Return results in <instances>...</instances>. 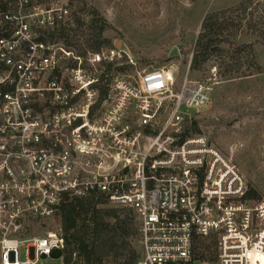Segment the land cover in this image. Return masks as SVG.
Here are the masks:
<instances>
[{
    "label": "built area",
    "instance_id": "obj_1",
    "mask_svg": "<svg viewBox=\"0 0 264 264\" xmlns=\"http://www.w3.org/2000/svg\"><path fill=\"white\" fill-rule=\"evenodd\" d=\"M70 16V0H0V264H63L59 224H46L94 195L131 213L136 264H212L194 251L209 236L217 264H261L264 202L186 134L214 83L187 73L173 93L170 69L138 71L117 47L78 53L58 37Z\"/></svg>",
    "mask_w": 264,
    "mask_h": 264
},
{
    "label": "rangeland",
    "instance_id": "obj_2",
    "mask_svg": "<svg viewBox=\"0 0 264 264\" xmlns=\"http://www.w3.org/2000/svg\"><path fill=\"white\" fill-rule=\"evenodd\" d=\"M242 1L70 0L66 29L69 38L75 35L73 48L78 53L85 51L83 36L101 29L109 47L129 55L134 69H170L173 93L187 73L193 81L210 79L214 83L211 98L199 112L190 114L191 124L186 129L191 135L204 136L232 161L247 190L256 192L264 202V0H252L245 13L237 10ZM221 11H227L223 19L235 30L219 32L217 39L228 42L212 50L199 68H193L201 24L206 15ZM249 24L257 25V32L248 30ZM134 69L128 73L133 74ZM57 223L58 219L48 221L46 229L53 230ZM132 246L139 255L137 242ZM105 263L122 264V259L111 258ZM46 264L61 261L47 260ZM212 264H217V258Z\"/></svg>",
    "mask_w": 264,
    "mask_h": 264
},
{
    "label": "trees",
    "instance_id": "obj_3",
    "mask_svg": "<svg viewBox=\"0 0 264 264\" xmlns=\"http://www.w3.org/2000/svg\"><path fill=\"white\" fill-rule=\"evenodd\" d=\"M251 5L252 0H244L237 10L245 13ZM226 12H214L205 16L194 46L193 68H199L206 62L212 50L228 42L217 39L218 33L224 29L235 30L223 19ZM256 26L249 24L247 29L257 32ZM69 32L68 29L62 28L58 37L63 39L67 46H73L75 35L69 38ZM73 33L82 35L78 31ZM109 46L110 41L103 38L101 29L91 30V33L83 36L84 50L98 51ZM190 124L191 121L188 126ZM188 132L186 130V134ZM244 200L257 203L260 199L256 192L248 189ZM58 217L59 230L65 240L63 264H106V260L111 258H121L122 264H136L138 252L134 250L132 244L138 239V225L130 212L110 208L103 196L94 195L73 198L60 208ZM194 251L196 260L215 263L217 258L215 237L198 238Z\"/></svg>",
    "mask_w": 264,
    "mask_h": 264
},
{
    "label": "water",
    "instance_id": "obj_4",
    "mask_svg": "<svg viewBox=\"0 0 264 264\" xmlns=\"http://www.w3.org/2000/svg\"><path fill=\"white\" fill-rule=\"evenodd\" d=\"M175 54H176V52L175 51H172L171 56H174Z\"/></svg>",
    "mask_w": 264,
    "mask_h": 264
},
{
    "label": "bare ground",
    "instance_id": "obj_5",
    "mask_svg": "<svg viewBox=\"0 0 264 264\" xmlns=\"http://www.w3.org/2000/svg\"><path fill=\"white\" fill-rule=\"evenodd\" d=\"M259 258H262V257L259 255Z\"/></svg>",
    "mask_w": 264,
    "mask_h": 264
}]
</instances>
